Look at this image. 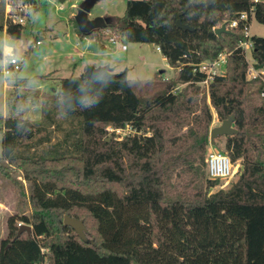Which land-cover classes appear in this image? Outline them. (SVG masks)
<instances>
[{
	"label": "trees",
	"instance_id": "16d2710c",
	"mask_svg": "<svg viewBox=\"0 0 264 264\" xmlns=\"http://www.w3.org/2000/svg\"><path fill=\"white\" fill-rule=\"evenodd\" d=\"M13 1L33 11L41 5ZM244 13L249 26L253 19L264 26V0H131L120 22L89 35L74 20L80 38L159 48L177 77L160 90L159 77L134 83L128 70L98 81L72 75L60 80L59 99L43 102L40 121L0 113V169L23 176L33 211L9 218L0 264H264V83L247 79L243 23L230 27ZM179 20L190 30L179 29ZM0 29L14 41L25 31L6 22L5 0ZM251 41L254 67L263 70L264 37ZM223 53L231 54L226 74L207 95L197 69ZM209 105L220 122L235 116L224 152L240 162L239 179L213 194L220 181L207 175ZM128 126L135 135H109ZM65 216L84 222L87 241L64 225ZM20 224L32 234L18 237Z\"/></svg>",
	"mask_w": 264,
	"mask_h": 264
},
{
	"label": "rangeland",
	"instance_id": "374dc122",
	"mask_svg": "<svg viewBox=\"0 0 264 264\" xmlns=\"http://www.w3.org/2000/svg\"><path fill=\"white\" fill-rule=\"evenodd\" d=\"M129 1L131 0H99L89 13V19L102 18L107 23L120 22L125 15ZM79 6L78 0H67L63 4L58 0H51L48 3L42 1L38 7L39 10H32L30 13L20 41L10 39L6 30L0 29V55L10 52L19 62L26 60L20 72L12 76H4L2 71L5 60L0 57L1 114L7 106L9 96L15 92L13 84H17V92L12 99L15 110L11 114L14 117L34 122L40 121L43 102L60 97V92H51L48 86L55 87L60 83L57 79L61 80L72 75L80 76L88 66H93L89 64L91 62L96 65L110 63L112 68H117L118 73L128 70V79L134 83L147 82L159 77L160 90L164 88L163 81L174 82L176 80L178 71L172 69L161 52L156 48L151 49L150 45L130 44L122 37L118 40L117 45L109 42L110 37L102 42L91 38H80L74 24ZM250 33L253 36L264 37V26L253 19ZM37 38L40 45L35 44ZM33 43L32 51L27 55ZM122 45L127 46L126 51L121 49ZM247 59L250 62L253 61L251 53L247 55ZM162 72L163 74H161ZM54 75L56 78L52 77ZM177 87V90L183 89V86ZM202 89L208 95L207 89L204 87ZM147 94L149 91L145 92L144 96ZM211 111L213 113L212 129L220 126L222 122L218 120L212 107ZM109 135L118 139L111 130H109ZM225 142L226 137L217 139L215 146H208V151L215 149L224 152ZM1 156L2 142L0 136ZM1 164L5 166L4 163ZM239 165L240 162L234 164L236 174L230 181H220L218 186L209 193L213 194L219 190L229 189L239 179ZM5 174L15 177L19 186L16 187ZM32 212L28 185L23 176L14 169H3V171L0 169V243L8 237V220L10 217L29 216Z\"/></svg>",
	"mask_w": 264,
	"mask_h": 264
},
{
	"label": "built area",
	"instance_id": "2783aa9c",
	"mask_svg": "<svg viewBox=\"0 0 264 264\" xmlns=\"http://www.w3.org/2000/svg\"><path fill=\"white\" fill-rule=\"evenodd\" d=\"M42 1L48 3L51 0H39L41 4ZM78 1L81 4L84 0H78ZM32 9L33 7L31 5L16 4L14 3L13 0H5L6 22L24 26L28 20L30 13L32 12ZM247 21H248V14L244 13L240 15L239 20L233 21L230 25L231 28L237 29L239 28V26H241V23H243L242 25L243 32L246 39L240 43L239 48L245 54L246 59H247V55L249 53H251L252 55V51H253V42L251 41V33H250L251 25L249 26L247 24ZM109 42L113 45L118 44V40L115 38H110ZM37 45H40V42H38ZM121 49L123 51H126L127 46L122 45ZM158 51H160L159 48ZM230 55H231L230 53H223L216 61L204 62L201 65H199L197 70L206 75L205 81L201 83L202 87L208 89L210 82H212L215 77L224 76L226 74V65L228 62V57ZM1 56L2 59L5 60L4 61L5 64L2 71L4 76H12L22 70V65L24 62H19L16 58L12 56L10 52H6ZM248 63H249V69H248L247 79L249 81L259 79L264 83V69L263 70L256 69L254 67V61L252 62L248 61ZM261 97L264 99V90L261 94ZM109 130L113 131V133L117 135V138L119 140H122L126 136L135 135L134 130H132L131 127L129 126L125 129L114 130L112 128H109L108 131ZM206 162H207V175L208 178L211 180L228 182L236 174L234 163H232L229 156L224 152H220L215 149L209 150L206 156ZM42 264H46V263H42Z\"/></svg>",
	"mask_w": 264,
	"mask_h": 264
},
{
	"label": "water",
	"instance_id": "95a60500",
	"mask_svg": "<svg viewBox=\"0 0 264 264\" xmlns=\"http://www.w3.org/2000/svg\"><path fill=\"white\" fill-rule=\"evenodd\" d=\"M58 1L63 4L66 0H58ZM98 1L99 0H84L79 6V11L75 16V21L79 28V31L82 34L89 35L97 30L105 28L106 25L108 24L102 18H97L94 20L89 19V13L91 12V10L94 8V6ZM186 12L187 10L182 12L180 16H183ZM177 27L183 31L190 30V28L188 26H185L181 20L177 22ZM226 32H227L226 25H223L221 28H217L215 30V34L219 37ZM150 47L153 48V45H150ZM114 71H115L114 68H112L110 65H105L100 67L88 66L86 68L84 75L88 79L98 81V80H102L103 78H113L117 76L118 73H115ZM161 74H163V72ZM234 121H235V116H232L228 120L223 121L220 126L212 128L210 131V145L215 146L216 140L221 137H228L235 135L236 129L233 127ZM108 141L110 142L111 138H109ZM64 225L66 227L72 228L82 240L87 241V237H86L87 231L83 221L70 218L69 216H65ZM23 232H27L29 235H31L32 227L28 225H21V229L17 236L20 237V235Z\"/></svg>",
	"mask_w": 264,
	"mask_h": 264
},
{
	"label": "crops",
	"instance_id": "0c3cea01",
	"mask_svg": "<svg viewBox=\"0 0 264 264\" xmlns=\"http://www.w3.org/2000/svg\"><path fill=\"white\" fill-rule=\"evenodd\" d=\"M250 30H251V26H250ZM251 36H253V35H251ZM151 49H154V46H153V48H151ZM104 50H105V47H104ZM0 57L2 58V56L0 55ZM90 65H93V66H105V65H110V63H99V64H95V63H93V62H91V63H89ZM110 66H112V65H110ZM114 72L115 73H118L117 72V68L116 67H114ZM85 71H86V69H85ZM85 71H83V73H85ZM83 73H81V74H83ZM52 77H55V75L54 76H52ZM49 78H51V77H49ZM56 78V77H55ZM57 80H59V82H60V79H57ZM16 87V84H13V90H14V88ZM49 87V89H50V91L52 92V91H55V92H59V83L57 84V85H55V87H52L51 85L50 86H48ZM12 88V87H11ZM13 113V112H12ZM11 113L9 112V109H8V106H6V108H5V110H4V112H3V115L6 117V116H8V115H10Z\"/></svg>",
	"mask_w": 264,
	"mask_h": 264
}]
</instances>
